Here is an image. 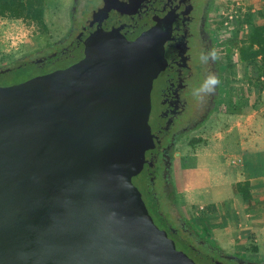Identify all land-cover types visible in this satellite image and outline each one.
I'll return each mask as SVG.
<instances>
[{
    "label": "water",
    "instance_id": "obj_1",
    "mask_svg": "<svg viewBox=\"0 0 264 264\" xmlns=\"http://www.w3.org/2000/svg\"><path fill=\"white\" fill-rule=\"evenodd\" d=\"M166 39L96 31L79 62L0 86V264H196L133 182Z\"/></svg>",
    "mask_w": 264,
    "mask_h": 264
},
{
    "label": "flooded vegetation",
    "instance_id": "obj_2",
    "mask_svg": "<svg viewBox=\"0 0 264 264\" xmlns=\"http://www.w3.org/2000/svg\"><path fill=\"white\" fill-rule=\"evenodd\" d=\"M218 2L88 0L87 8L77 17L78 2L72 7L70 24L62 36L28 50L16 58L15 66L3 69L8 72L27 68L32 72L30 79L79 62L85 56V41L96 31H116L134 41L146 31L161 27L167 34L166 65L151 90L149 123L154 145L146 151L143 168L133 176V182L156 225L196 264H264V252L255 237L245 243L230 241L205 230L181 209L175 213L166 209L169 205L175 207L172 173L177 163L182 168V149L197 143L199 132L213 119L221 101L225 76L221 56L215 63L203 64L199 60L200 53L212 47L220 53L223 35L218 28ZM210 71L219 75L220 84L214 94L198 100L192 89ZM10 84L0 81V86ZM162 201L166 203L164 208Z\"/></svg>",
    "mask_w": 264,
    "mask_h": 264
},
{
    "label": "crops",
    "instance_id": "obj_3",
    "mask_svg": "<svg viewBox=\"0 0 264 264\" xmlns=\"http://www.w3.org/2000/svg\"><path fill=\"white\" fill-rule=\"evenodd\" d=\"M228 1L219 0V5L223 7ZM245 1L249 15L242 20V27L248 45L253 27L264 24V0ZM50 9V0H44V16ZM7 21L15 26L14 32L21 37L14 42L15 46L7 37L0 38V63L22 56L28 51H21L25 44L38 37L31 34L32 25L22 18L0 20L1 32L10 29L3 25ZM237 56L235 72L228 73V81L233 87L222 90V104L208 123L213 124L211 130L206 136L202 135V141L194 149L186 152L180 174L177 173L178 164L175 165V177L179 176L181 198L196 207L197 214L202 213V222L212 232L230 241L244 243L255 237L256 244L262 246L264 76L260 74L264 65L260 59L249 64L241 60L239 53ZM239 184L248 192L247 196L239 189Z\"/></svg>",
    "mask_w": 264,
    "mask_h": 264
},
{
    "label": "rangeland",
    "instance_id": "obj_4",
    "mask_svg": "<svg viewBox=\"0 0 264 264\" xmlns=\"http://www.w3.org/2000/svg\"><path fill=\"white\" fill-rule=\"evenodd\" d=\"M87 1L88 0H79L77 17L81 16V12L85 8H87ZM73 6L74 0H50L51 9L49 10L48 14L44 16L45 22L43 24L37 23L36 21L30 19L25 20L27 24L32 25L31 34L38 37L35 38L33 42H27V44H25L24 46V49H22L21 51H33L36 46L50 43L58 37L62 36L66 32V29L70 24V17ZM217 11L219 22L218 28L220 30L221 35H223L221 37L222 42L220 43V56L222 58L221 60L224 63V72L227 73V75H225L223 79V89L226 90L228 89V86L231 88L233 87L232 84L230 85V81H228V73L235 72L236 62L238 59L237 54L239 53V49L247 44L245 37L243 36L244 28L242 27V20L247 19V16L249 15V8L245 0H229L227 4L223 7L220 6L218 2ZM232 22H235L233 26ZM3 25L6 26L5 24ZM18 57L20 58L21 55ZM16 58L13 57L11 59L3 60L4 62L0 63V67L15 66L17 63L14 62L17 60ZM243 67L248 68L247 64H243ZM31 75L32 72L27 68L20 70L16 69L3 73L0 77V81H6L11 84H14L27 80ZM221 104L222 101H220L219 105ZM212 126V123L207 124L203 131L199 132L200 135L198 137L197 143H200L202 141V135L206 136L207 132L211 130ZM196 144L193 147L182 149L183 155H186V152H190L192 149H194ZM184 158L185 157H183V159ZM177 164V173L180 174L181 168L179 163ZM175 171L176 170L174 169L172 173V178L176 192L173 194L172 199H176V203L175 207L169 205L166 209L169 211L171 210L174 213L176 212V210L181 209L185 215L191 218L192 221H197L200 225L204 227L205 230L212 232V230L209 227L205 226L202 222V213L199 212L197 214L196 207L186 204L183 198H181L182 196L179 192V176L177 178L175 177ZM175 178L177 182L175 181ZM161 205L164 208V205L166 206V203L164 204V202L162 201ZM258 247L262 250V252H264V245H258Z\"/></svg>",
    "mask_w": 264,
    "mask_h": 264
},
{
    "label": "trees",
    "instance_id": "obj_5",
    "mask_svg": "<svg viewBox=\"0 0 264 264\" xmlns=\"http://www.w3.org/2000/svg\"><path fill=\"white\" fill-rule=\"evenodd\" d=\"M44 14V0H0V18L30 19L43 24ZM239 54L241 60L246 63H256L260 59L264 65V24L253 27L248 45L242 46ZM3 68L5 67H0V70ZM260 75L264 76V68ZM239 189L245 196L248 195L241 184Z\"/></svg>",
    "mask_w": 264,
    "mask_h": 264
},
{
    "label": "clouds",
    "instance_id": "obj_6",
    "mask_svg": "<svg viewBox=\"0 0 264 264\" xmlns=\"http://www.w3.org/2000/svg\"><path fill=\"white\" fill-rule=\"evenodd\" d=\"M220 59V53L215 48L204 50L199 55V60L203 64L209 62H217ZM220 84V77L216 72H208L202 83L192 89V95L198 100H203L205 97L210 96L216 92L217 87Z\"/></svg>",
    "mask_w": 264,
    "mask_h": 264
},
{
    "label": "built area",
    "instance_id": "obj_7",
    "mask_svg": "<svg viewBox=\"0 0 264 264\" xmlns=\"http://www.w3.org/2000/svg\"><path fill=\"white\" fill-rule=\"evenodd\" d=\"M3 19H5V18H0V20H3ZM8 28H10V29H6V30H4L5 32H1L0 31V38L1 39H3V38H5V37H7V40L10 42V43H12L13 44V46H15L14 44V42H17V41H19V37H21V35L20 34H18V33H15L14 32V30H13V28H15V26H11L12 25V23H10V24H8V21L7 22H5L4 23ZM6 31H8V32H6ZM10 32H11V34H10ZM24 36V35H23Z\"/></svg>",
    "mask_w": 264,
    "mask_h": 264
}]
</instances>
